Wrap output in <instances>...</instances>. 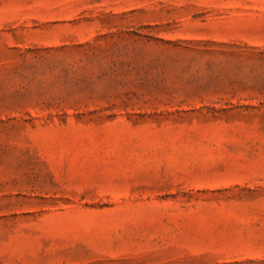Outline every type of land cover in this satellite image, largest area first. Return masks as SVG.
I'll list each match as a JSON object with an SVG mask.
<instances>
[{
    "label": "rangeland",
    "instance_id": "1",
    "mask_svg": "<svg viewBox=\"0 0 264 264\" xmlns=\"http://www.w3.org/2000/svg\"><path fill=\"white\" fill-rule=\"evenodd\" d=\"M0 264H264V0H0Z\"/></svg>",
    "mask_w": 264,
    "mask_h": 264
}]
</instances>
